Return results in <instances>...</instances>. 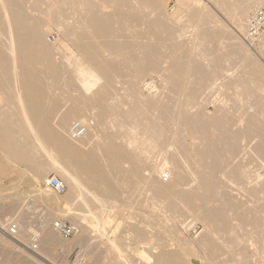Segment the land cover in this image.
<instances>
[{
  "label": "bare ground",
  "instance_id": "6f19581e",
  "mask_svg": "<svg viewBox=\"0 0 264 264\" xmlns=\"http://www.w3.org/2000/svg\"><path fill=\"white\" fill-rule=\"evenodd\" d=\"M122 1H127L130 9L131 7L136 8L137 11L146 16V19L157 30L163 28L156 25L157 20L153 18L152 12L148 11L144 0L141 3L137 0H0V105L3 102H15L13 107L0 109L1 152L6 160L13 162V165L27 164V167L22 166V170L25 169V171L27 169L40 171L42 160L45 157V163H43L51 166L52 170L59 174L60 180L67 184L68 191L59 196L56 194V197L59 198L57 204L52 202L53 199L49 194L50 189L46 186L44 190L37 193L42 195L48 205L56 204V207L61 208L62 213H68L66 216L69 218L72 216L70 213L76 212L80 214L79 219L88 220L91 217L88 213L93 210L102 207L119 208L122 206V201L115 199L120 195L117 188L122 182L119 178L123 177V172L129 174L132 164L130 167L127 165L130 168L127 170H124V165L128 164L129 154H132L129 151H134L135 160L131 162H135L134 179L137 182V185L135 184L137 189L135 205H141L138 200L139 194L150 192L147 201H150L149 203L153 207L158 206L157 211L164 210V202L172 210L169 221H173L186 213L195 220L203 222L204 235L199 241V248L215 253L210 259L212 263L207 264H215L214 261L219 254L216 255L219 251L217 244L223 246L224 252L229 254L230 264H264V200L262 202L258 200L259 195L264 196V181H261L259 174L255 180H252L248 171L245 170L242 160L234 163L235 155L230 153V151L233 153L234 148L239 151H252L255 160L264 161V86L256 83L253 79L256 76L252 78L251 74L247 72L252 70L245 64L248 60L245 63L238 61L240 74L236 76L225 75L226 71L223 65L230 59V56H233L231 50L221 53L223 48H226L224 36L228 31L222 25H217V23L215 25L212 22V17L209 16L207 22H204L202 13L197 17L187 16L185 21L176 25L177 28H173L170 35V43L174 46L173 52L166 54L168 53L167 48L159 44L158 52L161 54L155 55L157 48L155 49L154 45H157L159 40L157 41L155 38L153 40L149 37L148 28L144 30L140 28L142 36H138L139 32H134L132 27L123 25L122 19L120 22L117 18V15H121V11L116 9L115 5ZM213 1L217 8L229 16L232 23L241 32L246 28L248 13H254L255 11L252 10L257 4L264 6V0ZM159 7L161 8V6ZM196 8L194 7V9ZM108 16L111 17V20L107 19ZM136 17L137 15L134 19ZM242 17H247L245 22ZM137 19L136 21H139ZM50 23L61 27L65 35L73 40V43L85 57V63L68 68L66 74L56 75L53 78L50 77L49 73L58 66L53 62V47L45 42L48 37L44 40L48 31L47 26ZM136 24L138 25V22ZM124 26L125 28H123ZM164 28L166 29V27ZM188 29L192 30L190 38L192 46L189 43H184L182 39L183 34ZM123 30L126 31L125 36H123L124 32L123 35L121 33ZM135 33L138 35H134ZM152 36L157 37L158 35ZM262 37L263 40L259 45L262 46L261 52L264 54V31ZM163 42L165 40L161 43ZM229 47L233 52L236 49L246 58L251 57L249 50L241 42H238L236 37ZM220 50L221 55H218ZM114 63H118L123 71H126V76H123L125 80L121 81L119 76L111 73V66ZM172 68L184 69L182 74L186 76L187 84L192 87L200 86L195 90L197 94L200 93L199 95L206 88L216 85L221 79L226 80L227 84L234 89L229 101L248 108L256 103L260 111L253 112V115L252 113L251 115L246 114V119L238 120L241 123V128H244L242 133L240 130L239 132L236 130L238 129L236 126L237 128L233 127V131L232 129L229 132L226 131L229 134L224 137L226 133L222 135L224 138H221V133L219 135L218 131L220 125L218 119L215 118L210 120L208 124L211 129L210 133L214 137L212 142L207 141L202 132L198 130L200 126L193 125L191 127L193 130L188 134L186 128L190 125L186 124L184 118L186 114L191 116L190 110L199 98L197 94L181 98L171 93L168 95L165 93L166 95H163L164 97L159 101L157 100L158 102L154 105V107L157 105L158 109H165L161 114L160 111V113L155 110L147 111L146 107L151 103L148 104V101L136 89L138 83H144L145 76L150 73L159 74L164 84H168L167 82L172 81L170 78L172 75L168 74ZM246 68L249 70L246 71ZM261 69L259 72H262ZM202 70L207 73L201 78L190 75ZM262 81L264 80L262 79ZM115 84L128 86V88L123 89L122 93L124 94L122 96L109 92L110 90L118 92L111 87ZM144 84L147 86L146 83ZM73 87L75 94L68 95L67 91ZM153 87H155L153 84H148L147 88ZM51 90L60 92L51 98L49 96L52 93ZM183 91L185 92V90ZM101 101H108L114 112L109 118L104 117V120L103 115L100 116L97 111V104ZM123 101H127L134 107L136 105L134 113L129 110L127 113L121 111ZM30 102L36 104L33 110L27 107ZM42 102H52L53 111L42 110ZM172 102H175L177 110L171 112L169 105ZM168 106L170 107L169 110ZM151 107L153 108V106ZM200 107L197 113L202 112ZM141 110L144 111L143 117H150V121L139 120V111L141 112ZM223 111L224 109L221 110V113ZM123 116L133 117L135 123L128 122L131 119L127 118V122L120 121L119 118ZM164 118L174 124L176 127L174 131L165 130L167 125H165ZM253 118L254 120L260 119L258 120L259 123L250 121ZM72 120L81 122L86 129V133L78 140H71L68 135V125ZM107 129L115 132L109 138L105 135ZM225 130H220V132H225ZM239 133L242 136L237 141L236 134ZM189 136L190 141L188 140ZM167 151H171V153L167 155ZM183 151H188L189 160L184 159ZM215 152L226 154L225 166L230 167L232 173L231 177L223 176L225 174L222 175L221 173V176L216 179L223 182L229 181L240 191L245 192L254 200L257 198V200L250 201L247 199L249 201L247 207L239 205L242 201L238 202L237 205L239 206L232 203L228 209L222 207L221 204L217 208L208 207L210 200L207 198L210 195L224 198L226 196L219 189L217 192L216 190L212 191L209 184L211 177H215L211 174V170H215L211 168V164H213L211 156ZM153 154H160L163 165L166 166L165 169L162 168L160 173L149 163L150 156ZM131 157L133 158V156ZM147 168H151L153 173H157L159 177L161 173L166 171L169 177L168 182L164 183L158 179L142 176L141 173L145 172L143 170ZM42 173L40 177L45 184L48 177L45 176V172ZM140 183L143 184V187L140 186ZM144 185L147 186L144 187ZM224 185L219 186V188L224 187ZM124 188L126 189V187ZM126 195L129 198L130 194ZM194 198H199L200 201L202 199L201 206L194 207L191 205L190 202ZM155 208L157 207L153 209ZM239 211L241 215L239 216L247 220L245 226L238 218L237 212ZM14 219L19 223L20 219L18 220L17 217ZM48 224L43 219L39 223L38 229H32L27 223L19 224V227L20 232L26 230L28 234L38 236V249L41 252L54 247L55 238L47 230ZM75 224L80 226L81 223L75 221ZM222 225L227 226L225 232L221 230ZM81 228L86 231L83 227ZM132 233L134 237L132 252L144 264H191L195 261H198V264H204L199 261L194 250L192 252L185 248L186 244L182 246V244L177 243L178 249L171 251L168 249L169 245H158L157 236L149 235L147 237L145 231L138 229L137 226L133 228ZM29 238L31 240V235ZM12 239L14 240V238ZM194 244L196 243L194 242ZM25 247L28 249L27 246ZM190 247L188 246V248ZM110 248H114L119 254L123 253L121 245L114 244ZM155 249H160L159 253L151 256L150 252ZM43 253L45 252L43 251ZM68 264L73 263L68 262Z\"/></svg>",
  "mask_w": 264,
  "mask_h": 264
},
{
  "label": "rangeland",
  "instance_id": "374dc122",
  "mask_svg": "<svg viewBox=\"0 0 264 264\" xmlns=\"http://www.w3.org/2000/svg\"><path fill=\"white\" fill-rule=\"evenodd\" d=\"M137 1L141 3L142 0H137ZM144 1L146 3L148 11L152 12L153 18L157 20V22H155L156 25L163 27V28L158 29L159 31L156 29V27L152 26L151 22L146 19V16H144L142 13H140L139 11L136 10V8L134 7V4H132V5L135 9H133L132 7L130 9V5H128L127 1L118 2L115 5L116 9H119L121 11L120 12L121 15L120 16L117 15V18L119 19V21L122 19L121 21H122L123 25H125V24L129 25L130 27L133 28L134 32H139V35L137 33H135L134 35L142 36V33H140L141 29L144 30L145 28H148L147 30H148L149 37L153 40H154V38L157 41L159 40L157 45H154L155 49L157 48L156 51L154 49L155 55L161 54V52H158V49L160 47L159 44H162L165 48H167L168 53H166V54H169V52H173L174 46H172V44L170 43V35L172 34L173 28H177L176 25L179 24L180 22L185 21L187 16H196L197 17V15L200 16L202 13L204 22H207V20L210 17H212V22L215 25H216V23H217V25H222L228 31V33L224 36V44H225L226 48L225 49L223 48L222 52L220 50L218 53V55H221V53H223V51L228 50V52H229L231 50V52L233 54V56H230V59H228V61L225 62V64L223 65V68L226 71L225 75L236 76L237 74H240L241 73V71L239 69L240 63L241 62L245 63L248 60L245 64L247 65V67H251L249 69H252V70L247 71L249 69L246 68V71L249 74H251L252 78L256 76L255 78H253L256 83L264 86V81H262V79L264 80V70H263L264 69V54L261 52L262 46L259 45L261 40H263L262 33L259 37L258 42L253 47H250L245 41L246 28L244 29L243 32L238 30L237 27L232 23L229 16L227 14H225V12H223L219 8H217V5L213 0L212 1L211 0H144ZM186 1H187V3H186ZM189 2H191V3L189 4ZM197 3H198V5H197ZM191 4H193V5H191ZM159 6H161V8ZM128 7H129V9H128ZM184 7H186V8H184ZM194 7L195 8L197 7V8L194 9ZM258 8L264 10V6L257 4L254 7V10H252V11L259 10ZM156 10H158V11H156ZM192 10H194V11L192 12ZM252 13L253 12H249L248 13L249 16H247V17L249 18ZM157 14H159V16H157ZM165 14L167 15V17ZM136 15H137L136 19L138 18L137 20H139V21H136V19H134ZM108 17H110V16H108ZM108 17H107V19L111 20V17L110 18H108ZM160 17H162V18H160ZM247 17H242V20L245 22ZM135 21H136V23L138 22V25L135 23ZM144 24L145 25L147 24L148 26H145ZM168 26H170V27H168ZM246 26H247V24H246ZM164 27H166V29ZM123 28H125V26ZM47 30L48 31L46 34H48V35L46 36V34H45L44 40L48 37L45 40V42L49 43L48 45H51L53 47V50H54L53 51V62L55 65L57 64V66H58V68L50 71L49 74H50L51 78H53L56 75L66 74V72L68 71V68H71L73 66L76 67L82 63H85V57L81 54V52L78 50L77 46L73 43V40L70 37H67L65 35V33L61 27H59L58 25L50 23L47 26ZM123 32H124V35H123ZM121 33L123 36L126 35V31H124V30L121 31ZM191 34H192V30L188 29V31L185 34H183V37H182L183 42L189 43L190 46H192V44H191L192 41L190 40ZM152 35H154V36L158 35V36L153 37ZM49 37H53V39H51L50 42L48 41ZM235 37L238 38V42H241L244 45V47L249 50V54L251 55L250 58H246L245 56H243V54H241L236 49H234V52L232 49H230L229 46L234 42ZM163 40H165V42L161 43ZM169 44L171 45L170 47L168 46ZM239 54H240V56H239ZM241 56H242V59H241ZM256 61H257V63H256ZM248 63H249V66H248ZM255 67H256V70H255ZM261 67H262V69H261ZM260 69L263 73L259 72ZM182 71H184V69H179V68L178 69H175V68L170 69L168 71V74L170 73V75H172L173 77L169 75L170 78H172V81L167 82L168 84H164V81L160 78L159 74H157V73L156 74L150 73L151 75L147 74V76H145V78H144L145 82L144 83H146L147 86L144 83H140V82L138 83V87L136 86L138 93H140V95L148 101V104L151 103V105L150 104H149V106L147 105L148 106V107H146L147 111L155 110L157 113L161 112V114H162L165 109L164 108H162L163 110L158 109V106L156 105L154 107V105L161 98H163L166 94L168 95L169 93H171V94H173L177 97H181V98H183V96H192V95L197 94V92L195 90L197 88H199L200 86L192 87L190 84H187L188 82H186L187 81L186 76L182 74ZM242 72H243V70H242ZM111 73L114 74L115 76H119L120 80L122 79L121 81L125 80V78H123V76H126V71H123V68L118 63L117 64L114 63L113 66H111ZM205 73H207V72L202 70L200 72H193L190 75L193 77H196V78L197 77L201 78L205 75ZM130 75H131V73H130ZM260 75H262L263 77H261ZM176 76H177V78H176ZM180 76H182V77H180ZM259 76H260V78H259ZM183 78H184V80H183ZM130 81H132V80H130ZM133 81H134V79H133ZM148 84H153L156 88L153 87V88L149 89V88H147ZM117 85H119V86H117ZM199 85H201V84H199ZM139 86L141 88L140 90H139ZM111 87L115 88L116 91H118V92H114L111 90L109 92L111 94L115 93V95H118V96H122L124 94V93H122L123 89L128 88V86L125 84L124 85L123 84H115V85H112ZM59 88H61V87L59 86ZM183 90H185V92ZM120 91H121V93H120ZM182 91H183V94H182ZM58 92H60V91H58ZM58 92L53 90L52 93L49 94V96L52 98L53 96H55L56 93L59 94ZM174 92L175 93L177 92V94H175ZM233 92H234L233 87L229 86L227 84L226 80L224 81L223 79H221L219 82L216 83V85H214L210 88H206L203 92H201V95H199L200 93H198L197 95L199 96V98L196 101L195 106H193V108H191V110H190L191 116H187V114H186L185 118H184L186 124L190 125V127L186 128L187 133L189 134L193 130V128H191L193 125L200 126V128L198 127V130H200L202 132L204 137H206L205 139L207 141L212 142L214 140V137L210 133L211 129L208 127V124H209L210 120H213L215 118L218 119V123L220 125L218 131H219V135L221 133V135H220L221 138L226 137L229 134L227 132L231 131L230 129H232V131H233L234 128H237V127H238V129H236V130L238 132H239V130L241 133L244 132V128L243 127L241 128V123L238 122V120L239 119L240 120L246 119L245 118L246 114L251 115V113H252V115H253V112H258V111H260V109L256 105V103L255 104L253 103L252 104L253 107L250 106L249 108L245 107L244 105H241L239 103H232L231 101H229V97L233 94ZM67 94L68 95L75 94L74 87L69 89V91H67ZM150 100L152 102H149ZM51 103L52 102H50V103L49 102L48 103L42 102L43 105H42L41 109L42 110H45V109L50 110L52 112L53 111V108H52L53 104H51ZM3 104L8 105V108L15 106V102H12V103H8V102L4 103L3 102ZM129 106H131V105L127 101H123V106H122L121 111L123 113H127L129 110L131 113H134V110L136 109L135 108L136 105H135V107H134V105H132L131 107H129ZM151 106H153V108ZM169 106L171 107V109ZM169 106H168L169 107L168 110L170 109L169 111L172 112V111L177 110V108L175 107V102H172ZM256 106H257L258 110L256 109ZM27 107H29V109L33 110V108L36 107V104H35V102H30V103H28ZM199 107L202 108L201 113H199V112L197 113ZM220 108H221V110L224 109V111L222 113H221V110L219 111ZM137 110H138V107H137ZM97 111L100 114V116L103 115V117H102L103 120H104V117L109 118V116L114 113L113 110L111 109V107L109 106L108 101L99 102L97 104ZM102 111H103V113H102ZM250 111H252V112H250ZM141 112L139 111V113H140L139 120L140 121L141 120L150 121V117H148V116L143 117L144 111L141 110ZM248 112H249V114H248ZM219 113L221 116L219 115ZM197 116H198V118H197ZM222 117H224V118L222 119ZM126 118L127 117L123 116V117L119 118V120L127 122V119H131V120H128V122H130L132 124L135 123V119L133 117L127 118V119ZM193 118H195V119H193ZM255 119H257V118H255ZM258 120H260V119L254 120V118H253L250 121H254L253 123H255L257 121L256 123H259ZM73 121H76V120L70 121L68 127L70 126V124ZM167 121L168 120H165V118H164V122H166L165 125H167V126H165V130L166 131H174L176 129L174 124L173 123L171 124V122H169V121L167 123ZM206 121H207V123H205ZM200 123H201V125H199ZM230 123H233L234 125L233 124L231 125ZM202 126H203V128H202ZM221 126H223V127H221ZM226 126H228V127L226 128ZM204 127L208 130L206 131V129ZM220 128H222V129H220ZM223 129L224 130L226 129L225 132L224 131L220 132V130H223ZM112 133L114 134L115 132L113 130L107 129L105 132V135L108 136V138H109L113 135ZM241 133L236 134V140L237 141L240 140V138L242 136ZM206 134H208V135H206ZM222 135H225V136L223 137ZM188 140L190 141V136L188 137ZM234 149H233V153H232V151H230L231 154L235 155L233 162L237 163V162L242 160L241 162H242V164H244L245 170L248 171L249 176L252 178V180H255V178H257V175L259 174L260 178L262 179L261 181H264V161L255 160L253 158L252 151H239V150H236V149L234 150ZM1 151H2V149L0 148V152ZM129 152H131L132 154H129L128 164L124 165V170H127V168H129L130 165L132 164L130 167L131 169L129 168L130 169L129 174H126V172L125 173L123 172V174H122L123 177L121 176L119 178L120 182H122L120 187L117 188L120 195L117 198H115L117 200H120V202L122 201L121 202L122 206L119 208H103L102 207V208L93 210L90 213H88L89 216L91 215V217L88 220L79 219L80 214H77L76 212L70 213V214H72V216H70V218L68 216H66V215H68V213H62L61 208L56 207V204H57V201H59V198H57L56 197L57 195L55 193H53L51 190L49 191L50 197L53 199L52 202H54L56 204H51V205L49 204L48 205L46 203V201H44V199L42 198V195H39L37 193L38 191L44 190L46 188L45 184L43 183V181L41 180V177H40L43 174L42 172H45L46 177L56 176L59 179H61L59 174L56 171L52 170L51 166H47L46 164H44L45 163L44 162L45 157L42 160V163L40 166L41 167L40 171L35 170V169H27L25 171V169L24 170H22V169H23V167H27V164L19 163L17 165L14 163L15 165H13V162L6 160L5 156L1 152L0 153V264H6V263H9V264H68V262L73 263L72 261L76 260L75 259L76 257H77V259H83L88 264H90V263L91 264H144L143 262H141L137 258V256H134L135 254L132 252V248H131L134 245V237H133L132 230L136 226L138 227V229L144 230L147 237L149 235L152 237H153V235H154V237L157 236L156 239L159 241L158 245H160V244L162 246H164V244L166 246L169 245V247H168L169 250L176 251L180 244H182V246H185V244H186L187 246H185V248L189 249V251H192V252L194 250V252L196 253V256L198 257L199 261H201V263L202 262L204 264L212 263L210 259H211V256H213V254H215V253H213L212 251H209V250H203V249L199 248V243H200L199 241H201V239L204 235L203 234L204 233L203 222H201L199 220H195L194 218H192L191 216H189L186 213L183 214L182 216L176 218L173 221H169V216H170L172 210L168 208L166 202H164V210L160 209L159 211H157L159 209L158 206H154L157 208L153 209L154 207L149 203L150 201H147V199L150 196V192L149 193L145 192V193L139 194L138 200H139V203L141 205H135L134 201H135V197H136L135 194L137 191V189H136L137 182L134 179L135 162L132 163L133 162L132 160H135V156H134L135 154H134V151H129ZM170 153H171V151H167L166 154L169 155ZM130 155L133 156V158ZM213 155L211 156V159L213 160V164H211V168L215 169V170H211V174L213 176L215 175V177H211V179L209 180V184L211 186L212 191L216 190V192H217V189H219L220 192L222 191V193H225L226 196H225V198L220 196L221 197L220 198V197H215V196L210 195L211 197L209 196L207 198L208 200H210L208 207L217 208L221 204V205H223L222 207H224L225 209H228L229 206L232 205V203H233V205H237L238 202H241V201L243 203L241 202L239 205H241V206L242 205H245V206L249 205V203H247V202H249L248 200L253 201L254 199L252 197L248 196L245 192L240 191L238 189V187L234 186L229 181L223 182L222 180L216 179L217 177L221 176V173H222V175L225 174L223 176H227V177H231L232 173L230 172V169H229L230 167L227 168V166H225L226 165L225 160L227 159L226 154L215 152ZM183 156H184V159L189 160L188 151H183ZM161 158L162 157L160 154H153L150 156V159H149L150 165L152 167H155L159 171V173L161 172L162 168L163 169L166 168V166L163 165V159H161ZM129 161H130V163H129ZM164 163H165V161H164ZM150 169L151 168L144 169L143 171H145V172L142 171L143 172V173H141L142 176L160 180V177L157 176V173H153L154 171L152 169L151 170ZM164 173H167V172L165 171V172L161 173L160 176ZM233 173H235V171ZM127 177L129 178V180H128L129 182L127 181V179H128ZM127 182H128V184H127ZM62 183L66 187V191H65V193H66L68 191L67 184H65L63 181H62ZM123 183H125L126 185ZM185 183H187V182H185ZM221 185L222 186L224 185V187L219 188V186L221 187ZM140 186L143 187V184L140 183ZM145 186H147V185H144V187ZM124 187H126V189ZM225 189H227V190H225ZM128 193L130 194L129 198H127V195H126ZM230 193H232V194H230ZM258 197H259L258 198L259 201L262 202V200H264V196L259 195ZM244 198H245V200H244ZM255 200H257V198H255ZM146 202H147V204H146ZM235 202H236V204H235ZM190 203L194 207H199L202 204V199L200 201L199 198H196V199L194 198L193 200H191ZM146 205H148V206H146ZM225 205H228V206H225ZM239 205H237V206H239ZM96 212H98V213L95 214ZM237 213H238V218L240 219V222L243 223V225L245 226L246 225L245 223L247 220L242 219V217H240L241 216L240 211ZM48 214H49V216H48ZM15 217H17L18 220L20 219L19 223L17 220L14 219ZM49 217H50V219H49ZM43 219H44V221L46 220L49 223L47 225V227H48L47 230L50 233H52V235H54V238H55L54 247L47 249V250H43L45 253H43V251L40 252V250L38 249L39 246L37 247V249H33L32 245L30 243V238H29L31 234H28L26 232V230L23 232H20V227H19L21 224L27 223L28 226H30L32 229H38L39 223L42 222ZM22 220H24V221H22ZM58 220L62 221V222L63 221L68 222V223H71V224L77 226L79 228L78 234H76L70 238L61 237L59 234L56 233V231H54V229L52 228V225H51L52 222L58 221ZM12 221H14L18 225V228H19L18 233L15 236L9 235L7 230H6V225ZM75 221H79L81 223L80 226L76 225ZM141 222L142 223L144 222V223L142 224ZM144 224L146 227L144 226ZM140 225H142L141 227H143L144 229H142L140 227ZM81 227L86 229V231H83V229ZM221 227H223V228H221ZM221 227L220 228H221V230H223V232H225L227 230V226L222 225ZM200 234H202V235H200ZM168 235H169V238H168ZM12 238H14V240H16V241H14ZM28 238H29V243L27 244ZM158 238L160 240L162 239V241H160ZM115 239H117V240H115ZM194 242L196 244H194ZM114 244L121 245V248H122V251L124 254L123 253L119 254V252L115 251L114 248H110V246H112ZM128 245H130V246H128ZM217 245H218L217 247H218L219 251H217L216 255L218 253L219 254H218L217 259L214 261L215 264H228V263L230 264L229 254L224 252L223 246H221L219 244H217ZM25 246H27L28 249ZM160 246H157V247L160 248ZM188 246H191L190 247L191 249L188 248ZM6 247H7V249H6ZM192 247H193V249H192ZM159 251H160V249L152 250L150 252V255L155 256L156 254L159 253ZM10 254H12V255H10ZM191 264H198V261H195Z\"/></svg>",
  "mask_w": 264,
  "mask_h": 264
},
{
  "label": "built area",
  "instance_id": "2783aa9c",
  "mask_svg": "<svg viewBox=\"0 0 264 264\" xmlns=\"http://www.w3.org/2000/svg\"><path fill=\"white\" fill-rule=\"evenodd\" d=\"M264 30V10L259 9L255 11L248 18L245 41L250 46L253 47L259 40L261 33ZM53 37H49L48 41L50 42ZM86 133L84 125L79 121H73L69 126L68 135L71 140H78ZM160 180L164 183L168 182L169 177L167 173H164L160 176ZM45 186L50 189L53 193L57 195H62L66 191L65 185L62 181L56 176H49L46 180ZM52 228L63 238H70L78 234L79 229L68 222L54 221L51 223ZM6 230L9 235L15 236L18 233V225L12 221L6 225ZM30 243L33 249L38 247V236L31 234ZM9 264V263H6ZM73 264H88L83 259H76L73 261Z\"/></svg>",
  "mask_w": 264,
  "mask_h": 264
},
{
  "label": "crops",
  "instance_id": "0c3cea01",
  "mask_svg": "<svg viewBox=\"0 0 264 264\" xmlns=\"http://www.w3.org/2000/svg\"><path fill=\"white\" fill-rule=\"evenodd\" d=\"M6 107H8V105H5V104L0 105V109H1V110L4 109V108H6Z\"/></svg>",
  "mask_w": 264,
  "mask_h": 264
}]
</instances>
